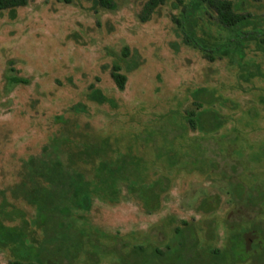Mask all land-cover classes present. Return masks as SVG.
<instances>
[{
    "label": "rangeland",
    "instance_id": "rangeland-1",
    "mask_svg": "<svg viewBox=\"0 0 264 264\" xmlns=\"http://www.w3.org/2000/svg\"><path fill=\"white\" fill-rule=\"evenodd\" d=\"M110 1L27 0L0 11V219L47 247L62 238L71 264H132L136 245L152 264H176L182 221L197 235L188 264L208 263L244 225L247 250L261 251L263 233L248 223L264 225V48L245 37L209 60L174 22L186 12L202 46L222 45L232 33L206 4L192 12L193 0H164L142 20L148 0ZM240 7L247 29L264 28V0ZM113 64L126 75L122 90ZM90 85L106 100H93ZM198 88L213 99L216 130L187 126ZM9 257L0 249V264Z\"/></svg>",
    "mask_w": 264,
    "mask_h": 264
},
{
    "label": "trees",
    "instance_id": "trees-1",
    "mask_svg": "<svg viewBox=\"0 0 264 264\" xmlns=\"http://www.w3.org/2000/svg\"><path fill=\"white\" fill-rule=\"evenodd\" d=\"M164 0H148L143 9L142 20H146L149 14ZM260 1V0H253ZM242 0L233 2L232 0H193L190 5V11L196 12L201 8L202 3L206 4L208 8L213 10L216 14V19L219 25L225 30L232 33L227 42L222 43L220 46H215L212 49L205 48L201 45L200 41L195 37V34L191 30H186L185 14H181L179 17H174V22L177 28L183 31V43L191 46L192 48L199 49L203 55L209 60L221 58L228 55L232 48L235 46V42L243 40L245 37L253 36L259 44L264 48V28L252 27L247 29L248 25H251V21L248 18V14H244L240 11ZM102 6H113L110 0H99ZM27 4V0H0V11ZM188 9V10H189ZM110 76L116 86L122 90L126 83V75L121 72L118 64H113L110 70ZM15 81H21L20 79H14ZM89 95L93 100L103 102L106 97L98 88L89 87ZM206 89L198 88L192 92L194 109L185 112V120L187 126L191 130H204L213 131L220 127L221 121L216 112L207 109L206 105L213 101L201 99V96L206 93ZM141 199L145 204V209L149 212L154 210L153 205L148 204V199L144 195V189L141 190ZM259 198V197H258ZM252 203L255 201L251 199ZM257 204L264 202V196L258 199ZM78 204L83 209L88 208L90 205V199L88 196H84L80 199ZM41 209L38 217V224L42 227L46 226L49 222L48 212ZM184 229L179 230V235L183 238V248H180L175 255L176 264H188V256L193 251V247L197 246V235L194 234L192 226L187 221H182ZM249 226L252 230L260 231L264 236V225L258 224V221H250ZM245 225L237 230H232L226 239V246L224 248H215L208 251L209 262L206 264H243L252 258L257 257L259 261L257 264L264 262V245L262 250L259 249L248 251L244 240V232L246 231ZM35 235L28 229L20 225H6L0 219V249L6 250L10 257L7 260V264H71L72 258L75 256L73 252L67 248V244L62 238L54 242L52 246L47 247L36 242ZM264 241V240H263ZM190 242V244H187ZM259 247L254 245L253 247ZM189 247V248H188ZM155 252H158L157 249ZM252 253V254H251ZM135 258L132 264H152L154 257L152 254L146 253L145 248L142 245H136L133 249ZM155 255V253L153 254ZM126 258V257H125ZM125 258L121 257L117 264H126Z\"/></svg>",
    "mask_w": 264,
    "mask_h": 264
}]
</instances>
